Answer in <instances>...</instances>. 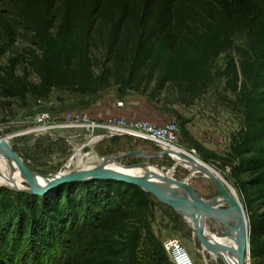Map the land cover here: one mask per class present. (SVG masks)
I'll return each instance as SVG.
<instances>
[{
	"label": "trees",
	"instance_id": "1",
	"mask_svg": "<svg viewBox=\"0 0 264 264\" xmlns=\"http://www.w3.org/2000/svg\"><path fill=\"white\" fill-rule=\"evenodd\" d=\"M0 44L27 42L26 66H0V94L26 104L54 89L93 95L112 85L173 88L192 104L215 60L243 109L220 162L249 219L252 262L264 259V0H0ZM33 74L36 81H30ZM154 201L114 180L65 183L42 196L0 190V264H172L151 230ZM59 258V260H58Z\"/></svg>",
	"mask_w": 264,
	"mask_h": 264
},
{
	"label": "rangeland",
	"instance_id": "2",
	"mask_svg": "<svg viewBox=\"0 0 264 264\" xmlns=\"http://www.w3.org/2000/svg\"><path fill=\"white\" fill-rule=\"evenodd\" d=\"M0 8L6 9L7 6L0 1ZM241 44V41L237 40L232 49L222 53L215 60L211 83L192 104L184 103L181 96L169 86L154 92L153 85L139 92L112 85L93 95H79L69 90L54 89L46 99L28 96L26 104L0 94V138L12 136L6 144L20 156L28 169L36 175L49 176L48 174L64 169L68 158L73 154L74 147L85 144L90 138L76 135L70 130L35 133L30 125L36 115L42 112L53 115L83 112L91 118L103 120L109 117H97L96 112L101 108L127 106L131 108L136 118L128 120L146 119L158 125L170 121L176 122L179 126L176 146L212 167L235 190L244 205L230 177V169L219 159L229 150L232 136L243 124V109L235 94L227 87V79L223 75L228 59L233 58L238 63L237 48ZM27 46V42L20 37L12 44H0V66L7 65L10 58H16L17 73H21V69L26 66L24 51ZM28 79L32 82L36 81L33 74H30ZM118 102H122L123 105L118 106ZM90 151L101 158H112L121 165L147 163L151 167L162 168L163 171L175 163L168 154L161 155V150L156 145L129 136L98 138L96 142L83 148L84 153ZM188 173L187 168L177 165L172 178L183 181ZM187 183L190 189L202 198L212 200L218 197L213 185L200 174L189 178ZM4 189L16 192L7 187H0V190ZM151 197L155 205L151 230L163 248L168 239H175L186 249L194 264L206 262L215 264L210 255L201 253L204 243L193 233L179 213L178 207L173 209L168 204ZM208 230L216 232L212 227ZM138 264H152L143 240L139 248ZM251 264H264V259L255 262L251 260Z\"/></svg>",
	"mask_w": 264,
	"mask_h": 264
},
{
	"label": "bare ground",
	"instance_id": "3",
	"mask_svg": "<svg viewBox=\"0 0 264 264\" xmlns=\"http://www.w3.org/2000/svg\"><path fill=\"white\" fill-rule=\"evenodd\" d=\"M30 129V128H29ZM30 132V131H29ZM12 136L6 137L5 143ZM98 140L97 137L90 138L85 144L74 147L73 154L68 158L64 169L49 176H39L32 174L33 181L39 186L46 183L54 174L69 173L77 170L101 168L109 171L124 173L129 175L142 176L154 183L157 188L162 189L172 195L190 198L196 201L201 207V227L205 233L213 238V242L220 244L222 248L204 243L201 253L210 255L215 264H239L238 251L241 247H246L247 237V214L242 200L237 196L235 190L208 164L198 159L196 156L178 148L177 146H165L164 150L168 156L174 158L177 165H181L189 173L185 179L202 175L218 192L215 199L202 198L192 190L185 191L167 181L172 177L174 169L171 166L163 171L162 168L151 167L147 163H137L135 165H121L112 158H101L93 151L83 152L86 145ZM161 153V152H160ZM116 159V158H115ZM26 184V186H24ZM0 187L10 189H28L26 179L20 173L16 164L0 146ZM179 213L189 226H192L190 212L186 207L177 206ZM210 227L216 232L209 231ZM200 253V252H199ZM205 264H208L207 262ZM244 264H251V260L246 253Z\"/></svg>",
	"mask_w": 264,
	"mask_h": 264
},
{
	"label": "built area",
	"instance_id": "4",
	"mask_svg": "<svg viewBox=\"0 0 264 264\" xmlns=\"http://www.w3.org/2000/svg\"><path fill=\"white\" fill-rule=\"evenodd\" d=\"M122 106V102L117 103ZM31 130L38 134L47 131L70 130L76 135L99 139L109 136H129L156 145L161 155L167 154L162 150L165 146H176L179 126L170 121L163 125L151 123L147 120H128L121 117H109L103 120L91 118L83 112L50 114L42 112L36 115L30 125ZM164 248L172 264H194L185 248L175 239H168Z\"/></svg>",
	"mask_w": 264,
	"mask_h": 264
},
{
	"label": "water",
	"instance_id": "5",
	"mask_svg": "<svg viewBox=\"0 0 264 264\" xmlns=\"http://www.w3.org/2000/svg\"><path fill=\"white\" fill-rule=\"evenodd\" d=\"M0 146L6 151V153L12 158L14 163L16 164L17 168L19 169L20 173L23 174V176L26 179V183L28 186V189H11L16 192H25L32 195H38L42 196L49 190H51L54 187H57L59 185L65 184V183H71L76 181H85V180H114V181H120L127 184H132L140 189H142L144 192L150 194L154 198L168 204L173 209L176 206H183L188 209L191 215L192 220V226L191 229L194 234L198 236V238L205 243H208L209 245H214L217 248H222L220 244L213 242V238L209 237L205 231L202 229L200 221H201V207L199 204L186 197H180L172 195L162 189L157 188V186L152 183L150 180L145 179L142 176H136V175H129L124 173H117L113 171H109L106 169L101 168H92V169H84V170H77L69 173H62V174H54L50 179L42 184L38 185L33 181L32 172L28 169V167L24 164L20 156H18L10 146H8L2 138H0ZM125 155V154H124ZM173 169L177 167V164L174 163L172 165ZM51 175V174H48ZM188 179H185L183 181L177 180L175 178H167V181L173 185H176L180 188H182L185 191L192 190L188 186L187 183ZM10 189V188H9ZM249 219L247 214V237L245 238L246 247H241L238 251V262L239 264H244V256L247 253L250 258L249 253Z\"/></svg>",
	"mask_w": 264,
	"mask_h": 264
},
{
	"label": "crops",
	"instance_id": "6",
	"mask_svg": "<svg viewBox=\"0 0 264 264\" xmlns=\"http://www.w3.org/2000/svg\"><path fill=\"white\" fill-rule=\"evenodd\" d=\"M97 117L99 118H107V117H121L125 119H136L134 112L130 107H116L110 106L109 108H101L98 112H96ZM146 120V119H143ZM148 121V120H147ZM174 159V158H173Z\"/></svg>",
	"mask_w": 264,
	"mask_h": 264
}]
</instances>
